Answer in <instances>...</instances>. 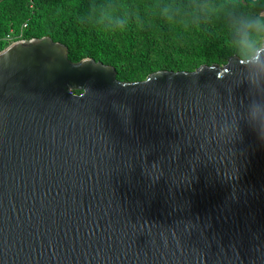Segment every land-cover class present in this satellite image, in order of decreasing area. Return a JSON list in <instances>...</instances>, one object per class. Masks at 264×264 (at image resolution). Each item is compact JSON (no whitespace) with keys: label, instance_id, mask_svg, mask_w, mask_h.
<instances>
[{"label":"water","instance_id":"water-1","mask_svg":"<svg viewBox=\"0 0 264 264\" xmlns=\"http://www.w3.org/2000/svg\"><path fill=\"white\" fill-rule=\"evenodd\" d=\"M117 75L0 53V264H264V61Z\"/></svg>","mask_w":264,"mask_h":264},{"label":"trees","instance_id":"trees-1","mask_svg":"<svg viewBox=\"0 0 264 264\" xmlns=\"http://www.w3.org/2000/svg\"><path fill=\"white\" fill-rule=\"evenodd\" d=\"M263 12L264 0H0V39L27 25L23 40L48 37L68 47L71 62L93 59L120 82L140 83L251 60L237 22Z\"/></svg>","mask_w":264,"mask_h":264},{"label":"clouds","instance_id":"clouds-1","mask_svg":"<svg viewBox=\"0 0 264 264\" xmlns=\"http://www.w3.org/2000/svg\"><path fill=\"white\" fill-rule=\"evenodd\" d=\"M237 27L243 37L245 56L253 61H264V16L240 19Z\"/></svg>","mask_w":264,"mask_h":264},{"label":"built area","instance_id":"built-area-1","mask_svg":"<svg viewBox=\"0 0 264 264\" xmlns=\"http://www.w3.org/2000/svg\"><path fill=\"white\" fill-rule=\"evenodd\" d=\"M27 27V25L23 27L20 35H16L13 31H11L10 34L0 39V44H5L8 47L16 42L23 41L24 30L27 29Z\"/></svg>","mask_w":264,"mask_h":264}]
</instances>
